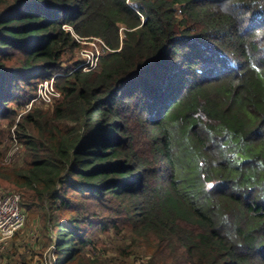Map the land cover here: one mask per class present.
I'll list each match as a JSON object with an SVG mask.
<instances>
[{
	"label": "trees",
	"instance_id": "1",
	"mask_svg": "<svg viewBox=\"0 0 264 264\" xmlns=\"http://www.w3.org/2000/svg\"><path fill=\"white\" fill-rule=\"evenodd\" d=\"M75 35L107 45L96 69L65 68ZM55 74L51 113L17 123L30 161L0 171L52 202L57 264L97 225L73 191L156 236L140 264H264V0H0V142Z\"/></svg>",
	"mask_w": 264,
	"mask_h": 264
},
{
	"label": "rangeland",
	"instance_id": "2",
	"mask_svg": "<svg viewBox=\"0 0 264 264\" xmlns=\"http://www.w3.org/2000/svg\"><path fill=\"white\" fill-rule=\"evenodd\" d=\"M87 44L73 54L67 53L64 56L65 68L72 66L79 58L82 59L80 52L83 48L90 47V43ZM16 63L17 61L13 62V64ZM31 93L28 91L27 95L30 96ZM33 97L31 96L25 105L16 108L18 116L15 119V124L12 127H6V138L0 142V165L3 167L22 166L16 167L21 171L26 167L25 157H27V162L31 159L23 142L19 140L20 130L17 128V123L23 115L34 109H43L51 113L59 101L57 99L53 104L47 105L42 102H32ZM110 136L114 135L110 134ZM5 177L6 175L1 174L0 171V191L11 190L20 193L23 197L22 205L27 211V220L9 246L3 247V250L0 249V264L4 262V264H25V261H29L30 264H57L59 257L57 243L60 241V236L58 229L52 227L45 214V207L50 206L52 202L36 198L33 191L26 194L27 188L16 186ZM60 192L65 193L67 190L61 188ZM65 195L72 200L74 206H80L82 215L86 214L90 218L89 222L94 221L97 224L88 229L90 234L88 238L92 242L85 244L81 252V257L84 259L83 264H140L143 260L147 261L153 256L157 242L156 236L153 234L146 236L142 232L135 231L126 222H123L126 217L124 214L110 212L109 208L113 210L117 207L115 201H109L108 198L89 200L80 192L75 191L67 192ZM54 213L58 216H70L67 210L54 211ZM108 220H117L118 225L110 228L99 225V223Z\"/></svg>",
	"mask_w": 264,
	"mask_h": 264
},
{
	"label": "built area",
	"instance_id": "3",
	"mask_svg": "<svg viewBox=\"0 0 264 264\" xmlns=\"http://www.w3.org/2000/svg\"><path fill=\"white\" fill-rule=\"evenodd\" d=\"M67 30L72 31L71 27L65 25ZM73 32V31H72ZM76 39L81 43H87L85 39L80 40L79 36ZM94 48H83L80 52L82 61L74 67L73 71L82 69L83 71H91L97 68L100 57L104 49H108L105 42L100 38H95V42H89ZM53 75L41 81L38 84L36 94L32 98V102H42L47 105L53 104L61 97V92L55 85V77ZM21 115V114H20ZM19 115V117H20ZM16 140V138H15ZM21 195L18 192L0 191V244H6L24 227L27 214L21 206Z\"/></svg>",
	"mask_w": 264,
	"mask_h": 264
},
{
	"label": "crops",
	"instance_id": "4",
	"mask_svg": "<svg viewBox=\"0 0 264 264\" xmlns=\"http://www.w3.org/2000/svg\"><path fill=\"white\" fill-rule=\"evenodd\" d=\"M13 238H14V237H13ZM13 238H12L11 240L7 241L6 244H4V245H2V246H1V244H0V249L3 250V247H6L7 245L9 246L10 242L13 241ZM8 246H7V247H8ZM0 260H1V259H0ZM3 262H4V261H3ZM4 263H5V262H4ZM4 263H3V264H4Z\"/></svg>",
	"mask_w": 264,
	"mask_h": 264
}]
</instances>
